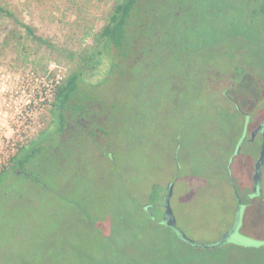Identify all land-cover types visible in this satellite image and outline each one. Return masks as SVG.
Listing matches in <instances>:
<instances>
[{"label": "rangeland", "instance_id": "obj_1", "mask_svg": "<svg viewBox=\"0 0 264 264\" xmlns=\"http://www.w3.org/2000/svg\"><path fill=\"white\" fill-rule=\"evenodd\" d=\"M0 1L15 5L18 17L53 45L28 42L20 54H0L2 169L12 145L32 143L50 124V84L64 81L72 66L63 52L92 48L94 41L83 39L84 32L101 29L111 0ZM146 1L139 0L134 15L151 10ZM185 1L198 7L192 49L202 51L187 56L190 69L175 64L164 46L155 66H140L138 73L130 68L127 74L126 62L116 65L120 57L102 44L95 71L83 67L78 91L97 95L96 100L87 97L98 107L92 112L108 111L110 126L120 120L107 139L100 137L107 149L104 159L98 150L86 154L58 136L53 129L60 123L54 120L33 143L37 151L23 169L9 170L0 180V264H245L226 247H257L264 240V163L262 196L255 200L251 193L261 138L247 141L264 117V14L252 13L262 0ZM233 54L243 66L232 62ZM238 62L239 69L232 70ZM174 71L182 75L175 77ZM221 91L227 104L220 103ZM240 122L246 141L228 163V183L219 157L222 151L233 153ZM219 130L227 136L216 137ZM168 183L175 228L189 240L216 241L233 219L238 196L235 233L206 250L186 245L169 227L171 232L156 229L142 207L148 212L158 204Z\"/></svg>", "mask_w": 264, "mask_h": 264}, {"label": "flooded vegetation", "instance_id": "obj_2", "mask_svg": "<svg viewBox=\"0 0 264 264\" xmlns=\"http://www.w3.org/2000/svg\"><path fill=\"white\" fill-rule=\"evenodd\" d=\"M145 4L151 5L150 9L152 11L156 10L157 16L152 15L150 18L148 16V13H150L151 10L145 13L144 8L139 10L137 15L133 14L131 18L132 24H130V26L127 28V38L129 46L127 48H124V58H120L119 65H122V63L125 61L126 63L123 67L125 73L129 74L128 72L131 71L130 68H136V71L138 73L141 70L140 66H142L143 68H147L150 64L151 66H155V64H157L159 60L158 54H161V52L164 50V46H166L167 51H169L174 57L175 64H179L180 67L188 65L189 67L185 66L183 69H187V67L188 69H190L191 67L188 64L189 58L187 56L190 55L192 58H194L195 55H200V53H202V51H199L198 54V51H196V49H192V45L194 44V42H197L196 40H194V35L196 34L197 36V28L195 27L196 23L192 21V18H194V15L197 14L196 10L198 9V7L188 3L185 0H147ZM155 4L156 7H154ZM146 5H144V7ZM252 13L258 14V7L256 9L254 8ZM154 24H156L155 27L153 26ZM132 26H135L134 34L132 36H128V33ZM157 40L159 41V43H154ZM145 45H149L147 49L145 48ZM189 53H192L194 55ZM234 61H241V66H243L244 60H237L233 54L232 62ZM162 66L163 62L160 61V69H162ZM96 67L97 64L93 71H95ZM231 67L234 71L237 68L239 69V62L237 65L232 64ZM177 74V72L174 73L175 77H177ZM179 74L180 76L182 75V73ZM226 75L229 76V72L221 75L222 80L227 78ZM81 76L82 74L80 75V78ZM95 76L96 73L91 78H94ZM86 81L87 80L85 79L84 82L86 83ZM231 86L233 85L231 84ZM177 88L178 87L175 85V89ZM93 92L94 91H92L91 93V97L87 90L78 91L77 89V92L74 94L73 99L66 103L62 108L54 106V116L50 119V124L48 125V127L46 126L40 134L46 131L51 126V124H54V120H58L60 123L59 127H56V131H54L53 129V132H57L58 136L60 135L62 137H66L67 140L69 138V140H71L73 144L78 145L83 151L87 152L86 154L90 152L89 154L93 156L91 152H93V150L95 149L98 150L99 159H104V150L105 153H107V149H104L103 147L105 146L104 142H99L100 137H103L102 141H104V139H107L108 134L110 132L113 133L115 128H118V126H120L118 123V121L120 122V120L118 119L117 123H113L110 126L108 118L106 117L108 111H106L105 113H101L100 111L98 113L92 112V109H94V107L96 110H98L97 106H93L95 102L93 103V105H90L92 103L89 102L92 101H88V98H90L91 100H93L94 98L95 100L97 99V95H95ZM228 99V96L222 93L220 96V103H222L223 105V102H228ZM120 119L123 120V117H121ZM239 125L240 126L237 135L240 136L238 142H236L233 153L229 155L228 152L226 153L222 151L219 157L222 158L220 159V161L223 164L221 166H218V168H220V170L222 171V177L224 176V173L226 175V178L230 176V168L228 163L233 162L235 156H238L240 154L241 150L237 152L236 147L240 140H242L241 138L244 139L243 144L246 141L244 135V122H240ZM40 134L32 142L31 146L36 140L39 139ZM218 135L219 137L225 138L227 136V132L225 133L224 131L219 130V133L217 132L215 136L218 137ZM257 137H260L262 140V137L260 135H257L255 139ZM107 160L109 159L107 158ZM170 183H174V181ZM168 184L166 185L165 193L158 204L152 205V208H150L148 212L145 210V208L148 206L142 207L143 215L146 216V220H148L150 223L156 224V227H163L166 230L169 229L161 222L164 209L160 205L162 203V200L164 199V196L167 194ZM253 197L255 200L261 198V196L257 197L254 195ZM260 243L261 244L258 245L257 248L264 250V240H262V242Z\"/></svg>", "mask_w": 264, "mask_h": 264}, {"label": "trees", "instance_id": "obj_3", "mask_svg": "<svg viewBox=\"0 0 264 264\" xmlns=\"http://www.w3.org/2000/svg\"><path fill=\"white\" fill-rule=\"evenodd\" d=\"M139 0H111L110 9L106 15L105 23L95 34L87 30L84 32L83 39L91 37L94 41L92 48L84 49L81 54L74 52L62 51L63 56L69 60L72 65L69 75L64 81L54 86L53 90V106L62 108L66 103L73 99L74 94L77 92L80 74L85 66L89 71H93L96 66V60L102 56V50L98 49V45L102 44L104 48H111L116 51L120 58H124V48H127V28L132 24L131 18L136 11ZM258 14H264V0L258 6ZM14 27L8 28L9 24ZM5 27V29H4ZM22 30V33L16 31ZM6 30V31H5ZM3 31V32H2ZM0 33H3L2 40L0 41V54L5 53H18L26 51L25 46L28 42L33 44H40L41 46L52 49L53 45L45 41L42 37L37 36L35 29L25 24L17 13L15 5L10 3H2L0 1ZM113 63V59H108ZM124 63V62H123ZM116 65H119L117 63ZM124 67V65H123ZM229 133V132H228ZM32 143L26 144L18 149L8 163L7 167L0 169V180L9 170H21L25 163L32 157L37 148L31 146ZM158 229L159 227H155ZM162 228V227H160ZM229 248L235 254L241 256L245 260V264H264V250L257 247L242 248L239 246L231 245Z\"/></svg>", "mask_w": 264, "mask_h": 264}, {"label": "water", "instance_id": "obj_4", "mask_svg": "<svg viewBox=\"0 0 264 264\" xmlns=\"http://www.w3.org/2000/svg\"><path fill=\"white\" fill-rule=\"evenodd\" d=\"M257 135H260L262 137L261 144L259 147V152L256 157V160L253 164V172H252V188L251 192L254 196L260 197L262 196V174L261 169L264 163V117L260 120V122L256 125V127L250 132L248 141L252 142L254 141L255 137ZM244 139H242L238 146H237V152H239L241 146L243 145ZM168 194L164 197L161 203V207L164 209L161 222L166 226L175 232L174 234L186 245L196 247V248H203V249H213L215 247L223 245L236 231V228L240 221V213H241V201L239 197H236L237 202L235 206V210L233 213V219L231 223L228 225L227 229L219 236V238L211 243L207 244H197L194 241L189 240L182 232H180L178 229L175 228V220L174 216L172 215L170 206H169V200L171 196L172 191V184L168 186ZM151 207H149L150 209ZM149 209H147L149 211Z\"/></svg>", "mask_w": 264, "mask_h": 264}, {"label": "built area", "instance_id": "obj_5", "mask_svg": "<svg viewBox=\"0 0 264 264\" xmlns=\"http://www.w3.org/2000/svg\"><path fill=\"white\" fill-rule=\"evenodd\" d=\"M57 84H59V81H56L55 83H54V85H53V83L52 84H50V86H51V88L49 89V94L51 95H53V90H54V86L55 85H57ZM18 146L17 147H15V145H12V148L10 149V155L8 156L9 158H10V160L15 156V154L17 153V151H18Z\"/></svg>", "mask_w": 264, "mask_h": 264}, {"label": "crops", "instance_id": "obj_6", "mask_svg": "<svg viewBox=\"0 0 264 264\" xmlns=\"http://www.w3.org/2000/svg\"><path fill=\"white\" fill-rule=\"evenodd\" d=\"M239 144V143H238ZM238 146V145H237ZM225 174V173H224ZM226 176V175H225ZM229 178V177H228ZM228 178H226L227 179V182L229 183V180H228ZM252 193V192H251ZM253 195V194H252ZM236 197H238V196H236ZM237 200V199H236ZM235 210V209H234Z\"/></svg>", "mask_w": 264, "mask_h": 264}]
</instances>
